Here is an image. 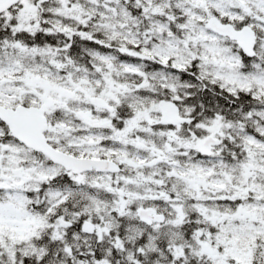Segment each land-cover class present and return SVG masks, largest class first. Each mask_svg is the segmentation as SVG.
<instances>
[{
    "label": "snow or ice",
    "instance_id": "obj_1",
    "mask_svg": "<svg viewBox=\"0 0 264 264\" xmlns=\"http://www.w3.org/2000/svg\"><path fill=\"white\" fill-rule=\"evenodd\" d=\"M0 264H264V0H0Z\"/></svg>",
    "mask_w": 264,
    "mask_h": 264
}]
</instances>
